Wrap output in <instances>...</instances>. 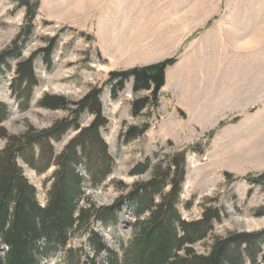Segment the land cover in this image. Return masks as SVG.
<instances>
[{"label":"rangeland","instance_id":"obj_1","mask_svg":"<svg viewBox=\"0 0 264 264\" xmlns=\"http://www.w3.org/2000/svg\"><path fill=\"white\" fill-rule=\"evenodd\" d=\"M102 1L105 0H100L97 8ZM109 2L113 8L115 5L121 11V18L118 17L115 24L118 38L113 39L115 30H108V27L103 26L101 16L96 20L101 46L112 61L99 46L94 32L95 23L85 24L84 29L57 24L47 20L41 14V7L39 8L33 35L23 46V58L27 59L45 47L48 39L57 38L53 64L48 68L41 56L35 60L40 84L35 89L31 108L22 111L10 90L17 62H10L11 69L6 70L0 85V101L10 109V115L3 126L15 135L23 134L29 126L38 130L47 129L57 120L68 117L69 113L41 108L39 102L46 94L64 96L76 102L92 88L103 87L102 102L109 125L102 130V136L114 158L115 168L102 186L94 189L84 186L90 199L100 207L112 206L119 197L128 194L134 183L151 178L152 170L144 175L134 176L132 172L137 164L150 159L154 167L167 156L187 149V175L179 206L183 218L188 221L202 218L204 208L209 203L224 211L222 221L214 224V231L210 236L195 246L197 252L207 254L217 236H226L234 231L262 230L264 217L258 218L255 213L264 208V190L259 186H250L242 178L264 170V114L251 109L248 96L242 93L249 88L247 86L250 80L247 76L250 75V70L263 62L264 0ZM59 11L57 8L52 9V13L57 15ZM100 14H104L102 10ZM25 16L26 10L19 8L11 0L0 2V52L10 47L17 38L25 25ZM219 24L224 26L229 37L231 35L232 39L239 42V55L226 51L222 54L218 51ZM184 27L186 34L190 35L183 49L173 55L175 49L170 44L172 37L180 34ZM200 43H204L206 51L200 52ZM261 45L263 48H260ZM171 57H178L177 65L181 67L171 70L173 78L177 79L178 74L183 73L187 78L186 83L190 82L198 87L201 81L200 69L208 77L205 96L199 101L203 107L199 114L206 118L191 120L183 110L170 105L169 101L161 109H150L142 117L134 118L132 103L136 96L133 94L132 82L127 84L117 101L113 100L110 86L107 85L111 71L147 66ZM218 65L224 66L223 71L219 70L221 73L216 72ZM233 65L238 68V72L231 70ZM227 67L228 71L225 70ZM233 73L238 77L233 76ZM212 88L215 92H212ZM221 88L225 93H221ZM147 94L143 92L138 97ZM180 101L185 106L190 102L183 95ZM221 111L222 117L214 116ZM92 120L91 116L85 114L82 118L83 127L89 126ZM221 122H224L223 126L217 129ZM145 123H149L151 129L143 137L129 144L123 143L122 132L129 126H141ZM215 129L214 135H209ZM76 134V131H72L63 141L56 143L57 152L63 151ZM5 146L6 141L0 139V149ZM24 169L26 176L38 189L40 203L46 205L45 183L55 170L51 169L40 175L26 165ZM79 171L85 174L82 167ZM225 173L232 174L234 180L229 181ZM251 191L253 192L250 193ZM134 223L133 207L126 201L118 214L117 222L105 226L96 221L93 229L111 249L122 253L123 247L134 237ZM84 241L82 237H75L71 246L82 248ZM87 253L94 257L88 246ZM64 257L65 252L59 249L55 256L45 259L43 264H64ZM97 261L99 264H107V255H100Z\"/></svg>","mask_w":264,"mask_h":264},{"label":"trees","instance_id":"obj_2","mask_svg":"<svg viewBox=\"0 0 264 264\" xmlns=\"http://www.w3.org/2000/svg\"><path fill=\"white\" fill-rule=\"evenodd\" d=\"M11 2L26 10L25 25L11 46L0 52V85L6 70L11 69L10 62L16 61L10 90L20 110L26 111L31 108L35 89L40 84L35 60L41 56L50 68L57 38L48 39L45 47L23 58V46L33 35L41 1ZM178 60L171 57L147 66L111 71L107 85L113 100L117 101L132 82L136 96L132 116L139 118L150 109H158L167 70ZM103 91V87H94L76 102L46 94L39 102L41 108L63 110L69 116L47 129L29 126L20 135L9 133L3 126L10 109L0 101V139L6 141V146L0 149V264H43L59 249L65 252L64 264H99L97 259L102 254L107 255V264H264V228L217 236L207 254L197 252L195 246L210 236L214 224L222 221L224 211L209 203L202 218L193 221L183 218L179 206L187 175V149L167 156L154 167L150 159L137 164L132 174L141 176L152 170L151 178L134 183L128 194L119 197L112 206L100 207L86 195L84 186L91 189L102 186L115 168L102 136V130L109 125ZM143 92L148 94L138 97ZM85 114L93 118L87 127L82 124ZM150 129L149 123L129 126L121 139L129 144ZM217 129L209 135H214ZM72 131L77 132L76 136L63 151L57 152L55 144ZM24 165L40 175L55 170L45 183L46 205L40 203L38 189L26 176ZM81 167L84 175L79 171ZM225 176L229 181L234 180L232 174ZM242 180L264 190V170L247 174ZM126 201L133 207L135 233L119 253L105 243L93 226L96 221L105 226L117 222ZM255 216L264 217V208ZM75 237L84 238L82 248L71 246ZM87 246L94 257L87 253Z\"/></svg>","mask_w":264,"mask_h":264},{"label":"crops","instance_id":"obj_3","mask_svg":"<svg viewBox=\"0 0 264 264\" xmlns=\"http://www.w3.org/2000/svg\"><path fill=\"white\" fill-rule=\"evenodd\" d=\"M1 1L7 2L8 0H0V2ZM40 1H41L40 4L41 14L45 16L46 19L49 20L50 22H54L57 24H68L81 29H84V25L87 23L90 22L95 23L94 32H95V37L98 39L99 46L102 52L104 51L103 53L105 54V56L106 55L109 56L108 59L112 61L111 56L107 54L101 46L99 40L100 35L98 34V30H97L98 23L96 19L101 16V21L103 23V26L108 27V30L113 28L115 30L113 34V39L114 38L117 39L118 35L116 33L115 24L118 22L117 18L121 16V11H118L116 9L117 6L114 5L115 8L114 9L112 7V4L109 2V0H105L104 2L102 1V3L100 4L101 6H98V8L96 7V5L99 3L100 0H40ZM105 2L108 3L106 4ZM120 6H121V2H120ZM54 8L60 9L59 15L52 13V9ZM101 10L105 14V17L104 14H100ZM105 18H108L107 19L108 21ZM158 18L160 19V16ZM174 24L178 25L176 23ZM189 35L190 34H186L185 27L182 29V32H180V34L173 35L172 37L173 41L170 43L171 45H173L172 46L173 49H175L174 51L175 53L173 55L179 53V51L183 49L185 41L188 39ZM234 39L231 38V35L229 37V33L226 31L223 25L221 24L217 25V49L220 53L223 54L226 51L227 53H231L232 55L233 54L239 55L241 51V47L239 46V42H236ZM249 45L251 46L252 44L249 43ZM260 48H263V45H261ZM199 49L200 52H204L207 50L206 46H204V43L203 44L200 43ZM178 63L179 60L174 66L170 67L167 70L166 84L161 91V105L159 109H161V107L167 101H169L170 105L183 110L187 114L189 119L196 121L200 118V120H203L202 118H206V117H202L199 114L203 109L199 101L203 100L205 96L204 95L206 91L205 84L208 83V77L205 74H203V69H200L199 79L201 81L198 87L191 84L190 82L186 83L185 81H187V78H185L186 75L183 73L178 74L177 79H175L172 76L171 70H174L177 67H178L177 69L181 68L177 65ZM117 65L120 64L117 62ZM133 67L134 66L123 69L121 68L119 70H127ZM217 67H219V69L216 70V72L218 73L219 72L221 73V71H223L224 69L223 65H218ZM228 68L229 67H227V69L225 70L228 71L229 70ZM253 68L254 69L250 70L251 72L250 75L247 76V79L250 80L247 86L249 88L247 90H244L242 95L248 96L249 102L252 104L251 109H254L257 113L264 114V57L262 64L255 65ZM231 70L233 72L239 71L238 68L235 67V65L231 67ZM233 76L238 77L236 73H233ZM178 89H182L183 91L177 92ZM221 91H222L221 93H225L224 89L222 88ZM200 92L201 94L199 95ZM212 92H215L214 88H212ZM218 94L219 92L217 91V96H219ZM182 95L188 97V99L190 100L189 105L185 106L181 103L180 99ZM216 115L214 116L220 118L223 116V113L221 111L217 116Z\"/></svg>","mask_w":264,"mask_h":264}]
</instances>
